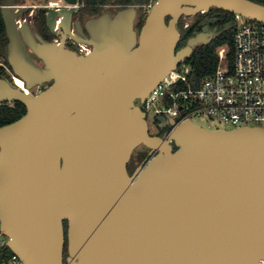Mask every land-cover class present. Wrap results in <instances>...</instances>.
<instances>
[{"label":"water","instance_id":"1","mask_svg":"<svg viewBox=\"0 0 264 264\" xmlns=\"http://www.w3.org/2000/svg\"><path fill=\"white\" fill-rule=\"evenodd\" d=\"M30 9L2 2L13 75L29 91L45 85L34 95L0 77V104L27 108L0 128V218L11 250L26 264H264V129L207 130L188 119L165 140L150 135L142 108L209 42L206 22L179 49L200 23L179 29L182 16L222 10L264 22V5L158 0L139 31L138 6L84 22L79 7L42 6L51 32L62 17L60 45L18 28ZM68 36L93 52L78 56ZM140 146L154 155L130 174Z\"/></svg>","mask_w":264,"mask_h":264},{"label":"built area","instance_id":"2","mask_svg":"<svg viewBox=\"0 0 264 264\" xmlns=\"http://www.w3.org/2000/svg\"><path fill=\"white\" fill-rule=\"evenodd\" d=\"M157 1L149 0L142 6L146 15ZM45 6L57 10L71 6L82 9L84 3L83 0H78L76 5H69L64 4V0H59L48 2ZM15 7L19 10L25 5L15 4ZM200 14L205 15L206 12L202 11ZM25 15L17 18L18 28L24 24L34 23V18H27ZM235 17L238 24L235 27L234 56L231 62L227 59L228 49L221 47L218 50L219 62L216 70L199 80H193L192 66L185 61L167 73L142 105L150 120L166 116L176 121V124L171 126L169 137L179 124L200 114L228 127L207 130L264 129V22L248 18L247 21H241L243 17L237 14ZM74 22L71 32L76 35ZM61 23L62 17H59L53 26L52 42L57 45L62 43ZM191 24L192 20L190 22L184 18L180 29L186 30ZM66 48L82 57L93 52L91 45L76 41L70 36L67 38ZM0 66L14 76L12 70L5 64L0 63ZM35 88L38 89L36 92L33 91ZM35 88L26 92L38 95L45 89L44 85ZM9 243L10 238L3 230L0 218V264H26L11 250Z\"/></svg>","mask_w":264,"mask_h":264},{"label":"trees","instance_id":"3","mask_svg":"<svg viewBox=\"0 0 264 264\" xmlns=\"http://www.w3.org/2000/svg\"><path fill=\"white\" fill-rule=\"evenodd\" d=\"M149 0H83L84 7L80 11L81 16L88 15L90 17H96L101 14V12L111 4L119 6L120 9L138 6L142 8ZM257 3L264 5V0H252ZM2 2L0 0V63L5 64L9 69L12 70L11 66L8 63V44L9 40L6 33V26L4 23V19L2 16ZM23 0H15V4H22ZM215 12H220L223 14V17L226 19V24L232 23L233 15L232 13H228L222 10H211ZM34 23L37 28L39 34L47 41H52V38H47L45 36V32L47 31L46 27V18L42 12H38L36 17L34 18ZM144 21L143 19L138 22V27L141 28ZM232 25V24H231ZM234 29H228L225 33L214 40L212 43L207 45H201L194 49L193 56L188 60V62L192 66V74L191 79L199 80L209 74H212L218 65L219 48L223 47V45L227 44L228 61L233 60L234 56ZM0 77L9 80L10 75L7 71L0 66ZM12 83V80L10 81ZM27 113V108L25 104L19 101H15L9 104H0V128L9 124H12L19 119H21ZM65 231H67V222H65ZM67 243L65 245L64 254L67 256Z\"/></svg>","mask_w":264,"mask_h":264},{"label":"flooded vegetation","instance_id":"4","mask_svg":"<svg viewBox=\"0 0 264 264\" xmlns=\"http://www.w3.org/2000/svg\"><path fill=\"white\" fill-rule=\"evenodd\" d=\"M110 6L112 9H109L108 11L112 15L113 14L115 15L117 13V11H119V10L115 9L116 8L115 5L114 6L108 5L107 8ZM85 16H81V17L86 19ZM91 18H93V17H91ZM184 18H185V16H182L179 19V22H178L179 29L182 27V25L184 23ZM84 19L81 22H84L85 21ZM181 20H182V24H181ZM195 20L200 21V23L198 25H196V27L193 29V31L184 40H182L180 42L179 49H181L187 45V42L193 36V33L201 32L203 27L206 26V22L210 23V29L208 30L209 31V37H208L209 42L207 44L212 43L214 40L221 37L225 33L226 30H228V29H226V26L228 25V24H226V21H225L226 19L223 17V14L220 12L210 11V12L206 13L205 15L199 14L197 17L193 18L192 23L195 22ZM136 28L138 31L140 30L138 25H136ZM207 44H200L197 47H200L201 45H207ZM34 58H36V57H34ZM35 60L37 61V63L41 64L40 60H38L37 58ZM44 87H45V85H44ZM146 118H147V122H148V126H149V133L151 136L159 137V138H162L165 140L169 139L171 125H167L165 128H161L157 119L151 120L152 123L154 124L155 131H156V132L152 133L150 130L151 129L150 119L148 117H146ZM172 146H173L174 150L177 149V147L174 144H172ZM150 152H151V150L146 148L145 146H140L134 151V153L131 157V160L128 164V171L130 174H133L134 171L139 166L145 165L149 161V159L154 155V154L150 155ZM66 243H67V231H66Z\"/></svg>","mask_w":264,"mask_h":264},{"label":"rangeland","instance_id":"5","mask_svg":"<svg viewBox=\"0 0 264 264\" xmlns=\"http://www.w3.org/2000/svg\"><path fill=\"white\" fill-rule=\"evenodd\" d=\"M56 1H59V0H23V5H25V6H29V7H31V6H36L37 8H31L30 9V11L29 12H27V14L25 15V16H27V18H35L36 17V14L39 12V8L41 7V6H45L48 2H56ZM139 8V7H138ZM109 9H112L111 8V6L110 7H106L102 12H101V14H103V13H106V12H109L108 10ZM116 10H121L119 7H117L116 6V8H115ZM36 10V11H35ZM118 12V11H117ZM114 15V14H113ZM143 17V18H139V17ZM147 15L145 14V10L143 9V8H139V12H138V21H137V23L140 21V20H142L143 19V21L145 20V18L144 17H146ZM86 17V19L85 20H89L91 17H89L88 15H86L85 16ZM76 19H78V20H80V21H82L84 18L83 17H81V15L80 14H78V15H76V17H75ZM193 18H195V17H193V16H186L185 17V19L186 20H188V21H190L191 22V20H193ZM248 19L246 18V17H243L242 19H241V21H247ZM33 22H35V21H33ZM181 24H182V20H181ZM232 29H234L235 27H236V25L238 24V20L236 19V17H235V15H233V18H232ZM29 26H30V28L33 30V31H35V32H37V33H39L38 31H37V28H36V26H35V23H29L28 24ZM138 31V30H137ZM45 36L47 37V38H52V32L49 30V29H47V31L45 32ZM223 47H225V48H227V44H225V45H223ZM29 53H30V56L33 58V60L37 63V61L35 60L36 58H34L35 56H33L32 55V53L29 51ZM10 75V79H9V81H11L12 80V84L14 85V86H17V87H20V85H24V83L19 79V78H17V77H15V76H12L11 74H9ZM38 89L37 88H35L33 91H37ZM192 121H193V123L195 124V125H197V126H199V127H201V128H203V129H215L216 127H221V128H228L226 125H224V124H221V123H218L217 121H214V120H212V119H210L209 117H206V116H204L203 114H200V115H198V116H194L193 118H192ZM150 126H151V132L152 133H154V132H156L155 131V127H154V124L152 123V121L150 120Z\"/></svg>","mask_w":264,"mask_h":264},{"label":"bare ground","instance_id":"6","mask_svg":"<svg viewBox=\"0 0 264 264\" xmlns=\"http://www.w3.org/2000/svg\"><path fill=\"white\" fill-rule=\"evenodd\" d=\"M21 80V79H20ZM23 83H24V81L23 80H21ZM20 88H23V89H25L26 91H27V88H26V86H25V83H24V85H20Z\"/></svg>","mask_w":264,"mask_h":264}]
</instances>
